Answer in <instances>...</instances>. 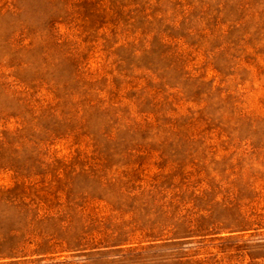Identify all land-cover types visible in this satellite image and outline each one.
<instances>
[{
	"label": "rangeland",
	"instance_id": "1",
	"mask_svg": "<svg viewBox=\"0 0 264 264\" xmlns=\"http://www.w3.org/2000/svg\"><path fill=\"white\" fill-rule=\"evenodd\" d=\"M0 264H264V0H0Z\"/></svg>",
	"mask_w": 264,
	"mask_h": 264
}]
</instances>
